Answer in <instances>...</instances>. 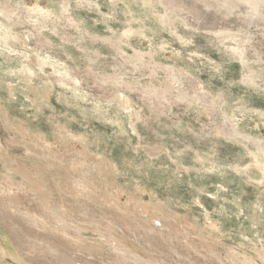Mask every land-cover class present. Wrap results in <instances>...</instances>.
<instances>
[{"label":"rangeland","instance_id":"rangeland-1","mask_svg":"<svg viewBox=\"0 0 264 264\" xmlns=\"http://www.w3.org/2000/svg\"><path fill=\"white\" fill-rule=\"evenodd\" d=\"M0 174L34 264H264V0H0Z\"/></svg>","mask_w":264,"mask_h":264},{"label":"bare ground","instance_id":"bare-ground-1","mask_svg":"<svg viewBox=\"0 0 264 264\" xmlns=\"http://www.w3.org/2000/svg\"><path fill=\"white\" fill-rule=\"evenodd\" d=\"M0 177L2 178V181H0V194L2 196L7 197V198H14L20 195H26V194L30 195L31 194L30 192H27L26 189L23 188L22 186L15 184L11 178H7V177L4 178L3 176H1V174H0ZM41 203L42 202H40V205ZM10 204L13 206L18 205L17 203H10ZM16 208L18 211L21 212V215L12 213L13 211L11 212L9 210L7 211L8 213L6 212L4 213L3 212L4 210L0 211L6 215L5 216L6 218L7 216L9 217L7 219H8L9 225H11V229L9 230L8 234L4 233L2 229L0 228V243L3 246L0 248V260L6 259L9 262L7 264H34L36 262L35 261L36 257L34 255H26L24 258H20V256L17 254V249H18L17 244L22 243V241H18V238H17L18 229H25L26 231L33 233V234L30 233L29 236L23 234L26 237V240H23V242L25 243V245H23V249L32 248V246L29 243L33 242L32 240L36 242L37 239L45 241L49 238L53 240L54 242H57V243H61V242L57 238H55L53 235L48 236L46 233H43L42 235H40V238L36 237V234H37L36 231H39V229L38 227L33 226L32 220L38 217L37 211H39V209L34 210L26 205H22L21 208H18V207ZM58 236L61 237L62 239L69 238L68 235L65 234L63 231L60 234H58ZM11 237H14L16 241H13ZM65 243H68V241L63 240V244ZM38 244H40V242H38ZM33 245H35L34 242H33ZM37 249L40 250L39 247Z\"/></svg>","mask_w":264,"mask_h":264}]
</instances>
